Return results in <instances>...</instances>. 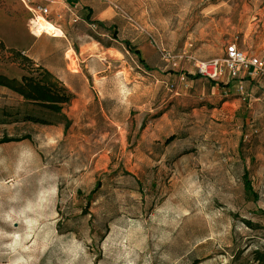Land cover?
<instances>
[{
    "label": "rangeland",
    "instance_id": "rangeland-1",
    "mask_svg": "<svg viewBox=\"0 0 264 264\" xmlns=\"http://www.w3.org/2000/svg\"><path fill=\"white\" fill-rule=\"evenodd\" d=\"M108 1L54 38L0 0V264H264V77L194 66L264 59V0Z\"/></svg>",
    "mask_w": 264,
    "mask_h": 264
},
{
    "label": "built area",
    "instance_id": "built-area-1",
    "mask_svg": "<svg viewBox=\"0 0 264 264\" xmlns=\"http://www.w3.org/2000/svg\"><path fill=\"white\" fill-rule=\"evenodd\" d=\"M108 3L110 8L114 6L110 1L103 0ZM24 7L31 15V22L39 17L48 20L53 14L45 3L37 0H21ZM78 6L72 10L77 11ZM57 19H62V15H57ZM79 19L75 18L72 23H78ZM30 22V23H31ZM56 26V23H52ZM169 57L164 55V59ZM196 73L207 80L223 82L227 80H236L240 78H248L251 80H259L264 77V59L257 56H249L245 51L241 50L237 44H230L226 48L224 58H218L211 61L200 62L195 61Z\"/></svg>",
    "mask_w": 264,
    "mask_h": 264
},
{
    "label": "crops",
    "instance_id": "crops-1",
    "mask_svg": "<svg viewBox=\"0 0 264 264\" xmlns=\"http://www.w3.org/2000/svg\"><path fill=\"white\" fill-rule=\"evenodd\" d=\"M38 1V0H37ZM43 3V2H42ZM46 4V3H45ZM54 9L50 10L51 12H53L52 16L54 15L57 19V15L61 14L62 15V19H63V14H65L66 12L69 14V16L71 18H76V13L77 11H73L72 9L76 6H78V4L75 5H65V3L63 2V0H52L51 3ZM49 7V5H48ZM79 7V6H78ZM59 20V19H57ZM61 20V19H60ZM96 20V19H95ZM93 43H97L98 47L100 48L97 53L93 47ZM80 56L83 59H87L89 58V56L94 55L96 57H98V59L100 60V65L102 67L105 66L104 62H114L116 60H118L120 57H123V53L118 49V48H114V47H105L102 43L98 42V41H92V42H86L81 46V50H80ZM85 51V55H83V52ZM90 51V52H89ZM108 64V63H107ZM215 87H219L217 84H215Z\"/></svg>",
    "mask_w": 264,
    "mask_h": 264
},
{
    "label": "bare ground",
    "instance_id": "bare-ground-1",
    "mask_svg": "<svg viewBox=\"0 0 264 264\" xmlns=\"http://www.w3.org/2000/svg\"><path fill=\"white\" fill-rule=\"evenodd\" d=\"M30 29L32 31V34L36 37H39L42 34H47L54 38H65V33L61 29L57 28L54 24H52L51 22H49L48 20L42 17H39L36 20H33L30 23ZM93 47L96 53L100 49L97 43H93ZM84 55H85V51L83 52L82 56Z\"/></svg>",
    "mask_w": 264,
    "mask_h": 264
},
{
    "label": "trees",
    "instance_id": "trees-1",
    "mask_svg": "<svg viewBox=\"0 0 264 264\" xmlns=\"http://www.w3.org/2000/svg\"><path fill=\"white\" fill-rule=\"evenodd\" d=\"M90 18V17H89ZM102 27H103V24H100ZM113 39L111 40V42H118V38H117V34H116V32L113 34ZM96 41H98V42H100V43H102L105 47H114V48H118L123 54H124V52H128L129 54H133L135 57H137L138 58V60H139V62L141 63V64H144L145 65V61L143 60V58H142V56H141V52L140 51H138V50H134V49H132V47H131V44H130V42H128V41H125V42H123V45H125V48L126 49H121V48H119L118 47V45H115L114 43L113 44H110V45H105L103 42H101V41H99V40H96ZM200 77L199 76H197V79H199ZM4 82L3 83H9L10 85H14V82H7L6 80H3ZM43 82L44 83H46V84H49V81L47 80V79H44L43 80ZM213 84L215 85V84H217V85H219L220 87H225L224 85H223V83H217V82H214L213 81ZM229 85V84H228ZM31 119V118H30ZM34 119V118H33ZM35 123H38V121L37 120H33ZM10 141H13V140H9V139H5V140H3L2 142H0V143H5V142H10ZM248 187H250V186H248Z\"/></svg>",
    "mask_w": 264,
    "mask_h": 264
}]
</instances>
